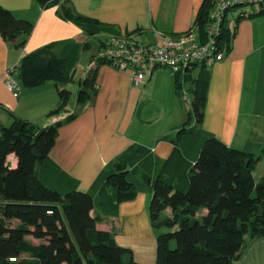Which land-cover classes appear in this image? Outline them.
<instances>
[{"label": "trees", "instance_id": "16d2710c", "mask_svg": "<svg viewBox=\"0 0 264 264\" xmlns=\"http://www.w3.org/2000/svg\"><path fill=\"white\" fill-rule=\"evenodd\" d=\"M33 1L48 7L59 0ZM208 10L209 0H204L195 21L200 31L203 28L201 33ZM57 14L88 37L114 36L109 27L76 15L70 8L61 7ZM32 29L30 22L0 6L3 41L22 49ZM234 30L225 26L221 32L220 49L224 54L230 48ZM77 46L72 40H63L19 60L17 79L23 88L55 84L59 104L48 113L49 117L66 111L71 85L76 86V108L63 120L46 127L16 117L9 126L1 125L0 264H139L130 249L116 244L112 232L97 228L102 218L91 212L95 195L106 189L113 190L116 204L135 198L137 180L128 164L144 155L145 149L129 148L99 172L86 192L78 191L76 182L62 186V175L53 172L48 162L59 129L82 113L96 93L97 68L106 64L95 60L87 75L77 82ZM87 49L85 42L82 51ZM197 67L200 73L192 112H188L173 139H164L174 146L171 157L163 162L170 175L155 174L151 185L148 216L156 232L154 264H233L247 240L264 236V181L255 182L253 178L264 148L262 154L234 149L199 129L209 75L206 67L194 68ZM190 71L185 74L187 78ZM193 118L194 126L188 127ZM11 154L16 158L14 168L6 160ZM166 209L171 210V215L161 217ZM163 229L168 232H161ZM11 258L15 261L11 262Z\"/></svg>", "mask_w": 264, "mask_h": 264}, {"label": "crops", "instance_id": "0c3cea01", "mask_svg": "<svg viewBox=\"0 0 264 264\" xmlns=\"http://www.w3.org/2000/svg\"><path fill=\"white\" fill-rule=\"evenodd\" d=\"M203 2L59 0L41 7L33 0H0L1 7L33 25L22 49L0 37V125L8 126L12 117H16L46 127L74 111L67 106L65 112L48 116L59 103L56 86H49L55 99L50 90L43 91V86L50 82L26 89L21 88L18 80L17 97L6 82L9 69L15 70L13 78L17 80V66L24 55L59 41L79 43L85 38L82 29L58 16L59 8H70L76 15L109 27L117 38L132 37L137 42L152 43L155 32L174 36L193 32L196 39H202L203 28L201 31L196 28L195 21ZM225 21V26L235 27V32L223 59L206 69L209 79L199 129L228 147L260 154L264 148V5L231 10ZM95 60L92 56L84 77ZM199 73L198 67L193 68L187 78L158 68L148 79L135 85L130 70L118 71L108 64L100 66L96 73V93L76 119L59 129L48 155L51 170L62 175V186L76 182V189L86 192L99 172L129 148L145 149L144 155L128 164L137 180L135 198L116 204L113 190L106 189L95 195L91 212L92 216L102 218L97 228L112 232L116 244L130 249L133 260L139 264L156 261V232L148 216L151 185L155 174L170 175L163 162L171 157L174 146L164 139H173L187 120L189 111L183 103L192 105ZM4 121L7 123L3 124ZM190 122L188 127L194 126L195 121ZM6 160L11 168L16 166L13 154ZM253 178L255 182L264 181V157L257 164ZM170 215V209L161 213V217ZM233 264H264V236L247 240Z\"/></svg>", "mask_w": 264, "mask_h": 264}, {"label": "built area", "instance_id": "2783aa9c", "mask_svg": "<svg viewBox=\"0 0 264 264\" xmlns=\"http://www.w3.org/2000/svg\"><path fill=\"white\" fill-rule=\"evenodd\" d=\"M263 5L264 0H209L202 39H196L193 32L175 36L155 32L152 43L137 42L132 37L107 36L103 41L102 51L95 58L118 71L130 70L135 85L148 79L158 68L168 69L175 75H185L196 66L208 68L224 57L220 49V35L227 14L236 8ZM14 75L15 70L9 69L6 72V82L13 96L17 97L18 86ZM10 261L14 262L15 258Z\"/></svg>", "mask_w": 264, "mask_h": 264}, {"label": "rangeland", "instance_id": "374dc122", "mask_svg": "<svg viewBox=\"0 0 264 264\" xmlns=\"http://www.w3.org/2000/svg\"><path fill=\"white\" fill-rule=\"evenodd\" d=\"M236 9L245 10V9H251V7L247 6V7L236 8ZM107 36H109V35H98V36H94V37H88L87 35H85V38H83L79 43L78 42L76 43V44H78L76 52H77V54L79 56V62L76 65V72H75L74 80H76L78 82V81L83 79L85 71H86V69H87V67H88V65L90 63L91 57L92 56H95V57L98 56V53H100L102 51L103 44H102L101 40H104ZM85 42L88 44V49L85 50V51H82V45ZM195 74H196V71L193 72V76ZM16 82H18V79L16 80ZM19 84H21V83H19ZM49 86L54 88L55 84L50 82V85H46L45 87L43 86V91L50 90V95H52V98H53L54 95L51 92V87H49ZM21 88H23V87L21 86ZM47 88H50V89H47ZM68 89H69V91L72 94L71 95V99H70V101L68 103V108L70 110H75V108H76V97H75L76 86L71 85V86L68 87ZM18 91H19V86H18ZM56 94H57V91H56ZM55 98L56 97L54 96V99ZM57 98H58V95H57ZM183 104H184V107L191 113L192 112L191 106L188 105L187 102H185ZM192 121L194 122V118L192 119ZM2 123L5 124L7 122L4 121ZM190 123H192V122H190ZM194 124H195V122H194ZM161 232H168V231L163 229V230H161ZM32 242L34 244H38L39 243V241H32ZM172 244L173 243H171V246H172Z\"/></svg>", "mask_w": 264, "mask_h": 264}]
</instances>
